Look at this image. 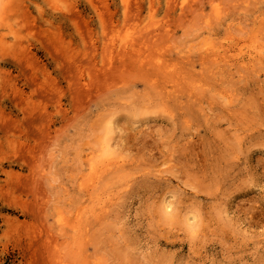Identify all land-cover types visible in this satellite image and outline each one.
Wrapping results in <instances>:
<instances>
[{
    "label": "rangeland",
    "instance_id": "rangeland-1",
    "mask_svg": "<svg viewBox=\"0 0 264 264\" xmlns=\"http://www.w3.org/2000/svg\"><path fill=\"white\" fill-rule=\"evenodd\" d=\"M126 1L0 0V264H264V0Z\"/></svg>",
    "mask_w": 264,
    "mask_h": 264
},
{
    "label": "bare ground",
    "instance_id": "bare-ground-1",
    "mask_svg": "<svg viewBox=\"0 0 264 264\" xmlns=\"http://www.w3.org/2000/svg\"><path fill=\"white\" fill-rule=\"evenodd\" d=\"M127 1L126 0H123V3H126ZM8 3V2H7ZM127 4H128V2H127ZM126 5V4H125ZM184 5H182V7H183ZM3 8V7H2ZM1 8V9H2ZM5 8V7H4ZM128 8H129V4H128ZM127 8V9H128ZM127 9H126V12H127ZM129 10V9H128ZM2 13H4V10H3V12ZM125 19H126V16H125ZM209 49V48H208ZM213 50V49H212ZM217 52V51H216ZM213 53V52H212ZM220 53V52H219ZM215 55H217L216 53H215ZM219 55V54H218ZM221 55V54H220ZM258 55H260V53L258 54ZM212 56V55H211ZM251 57H252V59H250V61L252 62L254 59H256V56H253V55H251ZM257 61V60H256ZM254 62V61H253ZM231 98V97H230ZM13 118V117H12ZM15 121V120H14ZM50 126V125H49ZM24 143V142H23ZM21 146V145H20ZM28 148V147H27ZM26 148V149H27ZM25 149V150H26ZM119 159V158H118ZM121 160V159H120ZM113 161V160H112ZM116 163L118 162V161H115ZM121 163V162H120ZM118 164H119V162H118ZM110 165V164H109ZM111 165H112V163H111ZM116 165V164H115ZM121 165H122V163H121ZM113 166V165H112ZM109 167V166H108ZM113 168V167H112ZM115 168H116V166H115ZM2 171H3V169H2ZM6 173V172H5Z\"/></svg>",
    "mask_w": 264,
    "mask_h": 264
}]
</instances>
